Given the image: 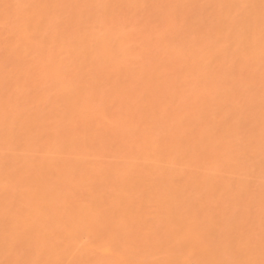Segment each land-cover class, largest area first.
Segmentation results:
<instances>
[{
	"label": "bare ground",
	"instance_id": "1",
	"mask_svg": "<svg viewBox=\"0 0 264 264\" xmlns=\"http://www.w3.org/2000/svg\"><path fill=\"white\" fill-rule=\"evenodd\" d=\"M0 264H264V0H0Z\"/></svg>",
	"mask_w": 264,
	"mask_h": 264
}]
</instances>
